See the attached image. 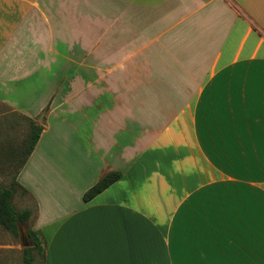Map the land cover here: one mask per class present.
Listing matches in <instances>:
<instances>
[{
	"label": "crops",
	"instance_id": "obj_1",
	"mask_svg": "<svg viewBox=\"0 0 264 264\" xmlns=\"http://www.w3.org/2000/svg\"><path fill=\"white\" fill-rule=\"evenodd\" d=\"M0 103L43 264H264V0H0Z\"/></svg>",
	"mask_w": 264,
	"mask_h": 264
},
{
	"label": "trees",
	"instance_id": "obj_2",
	"mask_svg": "<svg viewBox=\"0 0 264 264\" xmlns=\"http://www.w3.org/2000/svg\"><path fill=\"white\" fill-rule=\"evenodd\" d=\"M47 107L42 112V118ZM25 118V117H24ZM29 122V133L26 137L23 158L18 165L21 168L26 162L28 156L34 149L42 131V126L35 121L25 118ZM17 171L14 173L7 187H0V227L8 232L15 239L19 238V227L25 230L26 237L30 244L27 248H21V263L22 264H43L44 259V243L41 235L37 230L31 227V222L35 213V209L24 208L17 209L13 203V197L20 191L22 195H26L27 191L21 187L16 181ZM121 178V173L110 171L101 176L89 189L82 195V201L88 202L95 196L100 194L111 184Z\"/></svg>",
	"mask_w": 264,
	"mask_h": 264
},
{
	"label": "rangeland",
	"instance_id": "obj_3",
	"mask_svg": "<svg viewBox=\"0 0 264 264\" xmlns=\"http://www.w3.org/2000/svg\"><path fill=\"white\" fill-rule=\"evenodd\" d=\"M35 122L41 123V117H38ZM29 130L28 120L10 107L0 103V187H7L18 170ZM13 203L20 210L33 209L32 201L22 195L20 191L14 195ZM0 264H22L19 238L15 239L1 227Z\"/></svg>",
	"mask_w": 264,
	"mask_h": 264
},
{
	"label": "water",
	"instance_id": "obj_4",
	"mask_svg": "<svg viewBox=\"0 0 264 264\" xmlns=\"http://www.w3.org/2000/svg\"><path fill=\"white\" fill-rule=\"evenodd\" d=\"M19 240H20V246L21 248H27L30 246L28 239L26 237V234L22 227H19Z\"/></svg>",
	"mask_w": 264,
	"mask_h": 264
}]
</instances>
